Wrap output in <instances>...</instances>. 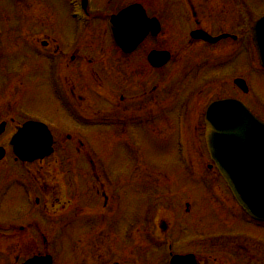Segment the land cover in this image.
Listing matches in <instances>:
<instances>
[{
    "label": "rangeland",
    "instance_id": "374dc122",
    "mask_svg": "<svg viewBox=\"0 0 264 264\" xmlns=\"http://www.w3.org/2000/svg\"><path fill=\"white\" fill-rule=\"evenodd\" d=\"M121 1L93 0V9L97 11L106 6L113 9ZM67 2L68 0H0L3 42V49L0 51V99L4 101V105L0 106V124L8 122L6 131L0 135V145L6 146L10 153L5 160L0 161V222L4 223L3 227L14 221H28L22 214H17L24 212V206L23 197L15 193V190L19 192L20 189L15 186L14 180L18 174L27 177V173L14 160L7 143L16 127L32 117L49 123L55 131L57 142L54 155L37 162L36 168L40 169L37 171V179L43 185L64 187V209L70 210L77 206L64 214L63 220H55L56 222L46 223L45 217L36 216L39 223L37 226H44L46 230L55 232L50 251L53 248L56 264H112L116 261L121 264H165L162 261L164 254L158 246L150 240L145 242L146 231L141 224V219H145L146 212L157 198L160 206L166 208V215L163 217L168 220L169 233L177 249L183 251L202 243H210L203 235L210 232L211 235H218L217 238L212 236V244L221 240L225 243L240 241L245 245H252L256 250L264 233L240 213L235 204H222L226 201V194L217 193L216 188H222V183L217 181L219 178L213 171L210 172L213 175H209L205 167L198 171V177L184 171L183 162L176 154L175 141L178 130L176 115L191 105L190 88L193 91L198 88L193 94V100H196V118L189 123L190 139L195 148L197 143L201 144L207 104L224 91H221L222 43L209 45L189 42L190 31L198 27L194 24L193 11L198 13V19L202 21L200 27L213 33L221 32L223 26L226 31L244 32V37L247 38L243 41L244 51L228 61L226 75L231 76L233 72H242L252 67L246 43L249 48H253L251 41L249 43L247 40L251 38L253 21L264 13V0H227L229 16L226 23L221 21V5L225 0L160 1L164 5L163 9L159 8L161 16L167 20L164 46L175 53L172 61L165 67L167 74L170 73L163 108L164 117L168 119L161 122L163 125L157 122L159 126L154 130H151L152 123L144 124V129L132 125L128 130L127 143L121 135V129L69 122L61 102L53 92L55 85L51 72L52 60L40 54L29 42L30 36L36 35L41 39H49L53 44L49 49H54L57 42L64 50V46L67 49L75 44L88 46L98 38L99 33H103L102 23H95L92 37H86L88 32L81 36L79 27L76 25L75 29V25L72 26L65 7ZM229 45L240 46V43L229 40ZM89 48L85 47L87 50ZM12 76L17 81H8ZM106 80L105 87L109 88V79ZM263 84L264 81L257 80L256 89L253 87V90L263 95ZM175 89L182 91L176 92ZM170 92L171 96L168 95ZM59 98L62 100L60 96ZM171 101L173 105L166 108L167 104L171 105ZM96 102H101L98 103L101 108H107L104 106L109 103L107 99L101 98ZM256 107L253 104V108ZM77 133H82L83 139L67 137L68 134ZM200 149L205 152V146ZM213 179L215 181L211 183ZM97 180L106 182L109 186L106 191L114 196V212L110 218V214L102 213L103 209H90L103 207L98 204V191L101 192L104 188L96 184ZM6 189L9 192L4 196L2 191ZM80 196L83 198L80 199ZM188 200L192 203L193 210L186 214L185 204ZM83 207L86 214L77 216V213L81 214ZM96 212L101 214L98 218H105L98 219L101 223L98 227L108 223V229L102 230L96 224L91 226L87 223L95 218L92 213ZM13 240L12 229L10 232L9 229H0V264L14 263L13 256L17 250L11 246ZM198 249L200 253H204L202 248ZM40 251H43V247ZM134 255H138L139 260H135ZM225 259L226 254L222 253L219 261ZM249 263V260H244V264Z\"/></svg>",
    "mask_w": 264,
    "mask_h": 264
},
{
    "label": "flooded vegetation",
    "instance_id": "af4514ba",
    "mask_svg": "<svg viewBox=\"0 0 264 264\" xmlns=\"http://www.w3.org/2000/svg\"><path fill=\"white\" fill-rule=\"evenodd\" d=\"M160 1L161 0H122L121 3L113 9L106 6V8L97 9L96 11L93 9V0H89L86 15L88 16V25L91 26L87 31L88 34L86 37H92L91 33L94 32L95 23H102L104 29L102 30L103 33H99L98 38L88 46H78L75 44L67 49L64 46V52H60V45L56 42L57 46L54 48V51H52L49 48L53 44L50 43L48 38L41 39L36 35L30 36L29 42L32 47H35L37 50L41 48L42 50L48 51L39 53L46 55L52 60V75H60V81L63 82L62 87L64 90L62 94L64 97V111L69 122L75 124L92 123L94 125L108 124L114 129H121L123 131H121V135H123L125 139L129 137L128 130L132 125L152 123V130H154L159 126H157V122H163L165 119L163 111V108H165L164 84L168 79L167 77L170 76V73L167 74L165 66L154 67L148 60V55L152 50L166 49L164 46L166 43V36L164 34L165 26L163 22L165 19L161 16L160 11L163 9L164 5L161 4ZM225 1L226 2L221 5V21L226 23L229 14L228 2L227 0ZM133 4L142 5V7L147 10L149 16L160 20L162 29L156 35L150 34L147 36L134 51L126 52L118 45L115 37L111 33L109 25L113 15ZM65 7L71 19L72 8L68 5V2L65 4ZM191 8L194 10L193 7ZM193 16L195 18L194 24L200 27L202 21L198 19V13L195 10L193 11ZM71 20L72 26L75 25L76 29V25L79 23L74 19ZM221 30V32L226 31L224 26ZM234 33L238 35L234 41L235 43L239 41L240 46H230L228 39L226 40L228 42H224L225 40L221 41L223 42L221 44L223 58L221 91H224L220 96L214 99H239L243 101L257 117L264 121V92L262 95L259 91L256 92L253 90V87L256 89L255 83L257 80L259 82L264 81V69L259 65H253L249 70L233 72L231 76L228 74L226 75L230 56L232 59V57H235L239 52H242V50L244 51L243 41L247 39L244 37V32L237 31ZM1 37L0 35V51L3 47ZM46 37H48V35H46ZM44 41H46V43H44ZM85 47H91L92 50H90L91 48L87 50ZM1 56L2 54L0 53V58ZM246 72L249 75L245 74ZM106 78L109 79V88L105 87ZM237 78L246 80V89L236 83ZM8 81L14 82L17 81V78L12 76ZM175 90L176 92H180L178 89ZM100 98L109 101L108 106H104L107 108H101L98 104L101 102H96ZM253 104L257 107L253 108ZM2 105H4V101L0 99V106ZM27 120H29V118L25 119V121ZM7 125L8 122H6L4 132L7 129ZM19 126L16 127L14 132L17 131ZM67 137L83 139L82 133H77L76 135L68 134ZM9 154L10 153L7 152L6 157H8ZM14 159L16 162L19 161L16 157H14ZM92 165L93 169H95V164ZM19 166L24 168L27 177L18 174L14 179L16 181L15 186L20 189L19 192L15 190V193L23 197L24 206V212H19L17 214H22L28 221L22 223H15L14 221V223L6 227L7 230L9 229V232L10 229L14 231V240L11 246L19 252V255L16 257L18 263L22 262L20 261L21 258H24L25 261L36 254H42L43 251L49 252L51 249L52 240H49V237L53 236L54 231L46 230L44 226H37V215L45 217L46 223L47 221L49 223L50 220L53 219L52 216H60L61 220L64 219V187L54 184L43 185L42 182L37 179V171L40 169L36 168V162H23L19 163ZM208 166L210 169L213 167L211 164ZM96 184H100V181L98 180ZM99 186L104 188L103 194L100 190L98 193L103 195L101 197L103 199V206L104 209H107L111 204H115L112 201L114 200V196L112 195L111 197L108 195L104 183ZM2 192L8 194L9 189ZM224 193L226 194L224 196L226 201L222 204L224 206H226V203H231V206L235 204L237 210L244 216H247L245 215V210L236 203L234 197L232 198L226 190ZM2 202H4L3 196ZM99 203L100 201L98 204ZM185 207L187 211L186 214L193 210V205L189 200L186 202ZM247 217L250 218L249 216ZM253 220L257 228L264 233V221ZM33 221H35V224H33ZM3 226L4 224L0 222V229L4 228L6 231V228ZM146 228H148V225ZM158 228L161 231V235L170 236V225L168 220L161 218V223ZM209 233L210 232H206L203 235L207 237L206 241H210V243H202L188 250L181 251L177 249L175 247V242L162 243L157 246L162 253L163 248L168 247L170 252L173 250L175 254H191L196 264H244L245 259L249 260V264H264V240L262 246H258L256 250H254L252 245H245L240 241L225 243L221 240L212 244L211 239H213L212 236L215 234L211 235ZM215 236L214 238L218 237V235ZM170 239L173 241L172 237ZM262 239H264V237ZM41 247H43L42 252L40 251ZM127 247H129L128 244ZM198 248H202L201 250L204 253H200ZM222 253L226 254L227 259L219 261L222 258ZM170 260L171 257L162 256V261L165 264H171Z\"/></svg>",
    "mask_w": 264,
    "mask_h": 264
},
{
    "label": "water",
    "instance_id": "95a60500",
    "mask_svg": "<svg viewBox=\"0 0 264 264\" xmlns=\"http://www.w3.org/2000/svg\"><path fill=\"white\" fill-rule=\"evenodd\" d=\"M135 16L138 18L133 22ZM111 27L117 37L119 29L127 32L128 50L137 46L148 34L147 30L154 33L159 30L156 20H147L143 9L138 6L122 10L112 19ZM192 36L216 42L228 35L212 37L199 30L194 31ZM255 37L264 64V17L255 26ZM169 58L167 51L150 54V61L158 66L165 64ZM206 126L209 152L237 199L251 214L257 213L255 209L264 212V124L240 102L222 100L210 105ZM10 146L23 161L44 158L54 150L53 136L48 127L40 122L26 123L13 137ZM3 155L4 150L0 148V158ZM51 259L50 256L36 257L24 264H51ZM181 259L185 262L191 257Z\"/></svg>",
    "mask_w": 264,
    "mask_h": 264
}]
</instances>
